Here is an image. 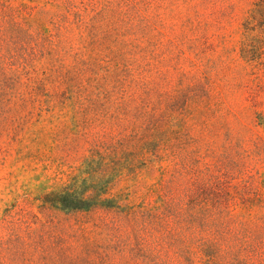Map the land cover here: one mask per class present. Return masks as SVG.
<instances>
[{
  "label": "rangeland",
  "instance_id": "rangeland-1",
  "mask_svg": "<svg viewBox=\"0 0 264 264\" xmlns=\"http://www.w3.org/2000/svg\"><path fill=\"white\" fill-rule=\"evenodd\" d=\"M255 1L150 0L126 15L48 6L32 16L44 28L6 27V67L11 54L20 63L33 50L37 66L65 65L78 81L50 97L0 98V264H178L171 244L183 236H151L144 224L145 208L160 201L151 188L183 196L216 176L257 187L237 215L261 245L256 264L264 260V34L244 30ZM78 53L94 66L78 65ZM151 116L159 155L117 160L112 151L143 134ZM89 171L128 203L127 215L43 205V194ZM231 227L234 236L243 230Z\"/></svg>",
  "mask_w": 264,
  "mask_h": 264
},
{
  "label": "trees",
  "instance_id": "trees-1",
  "mask_svg": "<svg viewBox=\"0 0 264 264\" xmlns=\"http://www.w3.org/2000/svg\"><path fill=\"white\" fill-rule=\"evenodd\" d=\"M34 5L13 4L12 0H0V42L6 27H11L15 33H25L32 27L33 22L39 23L40 28L45 24L35 19L34 13L44 14L45 8L54 6L58 11H65L66 14L84 11H94L99 15L108 13L115 15H126L131 10L150 3V0H31ZM43 4V6L41 5ZM21 20V21H20ZM246 34L259 32L264 34V0H256L253 3L244 23ZM86 55L78 53L80 59L78 65L82 67L94 66L92 56L84 59ZM0 50V98L25 100L47 96L50 97L53 90L64 89L70 82L78 81L72 77V70L63 66L49 65L48 67L37 66L35 52L25 49L22 52V61H16L15 55L11 54L13 63L6 67ZM264 59L262 58V62ZM82 72L83 69H81ZM74 80V81H73ZM80 89L82 84L79 83ZM203 105L197 100L192 101V106L197 109ZM149 127L141 135H131L124 146L115 148L112 155L121 160L130 152H135L136 160L153 159L160 153L157 149L151 148L159 134L160 122L155 116L148 121ZM95 159L90 161L94 165ZM125 168V167H124ZM94 171L87 172L83 178H76L64 187L50 191L41 196L43 205L70 212H94L106 210L109 213H121L127 215V204H119L115 196L107 195L95 184ZM250 180H242L239 184L221 176L212 177L208 183H193L185 189L183 196H175L169 190L167 193H160L151 188V192L158 193L160 201L146 207L144 210V224L150 230L151 236L154 233L171 234L177 232L183 238H178L171 244L178 255V264H256V259L263 256L261 245L251 240L253 236L244 227L243 213L247 212L248 202L257 187ZM238 223L243 229L238 231L236 236L232 235L231 225ZM211 231L210 238L206 232ZM233 238V240L231 239ZM160 240L158 245H163ZM259 264H264L261 259Z\"/></svg>",
  "mask_w": 264,
  "mask_h": 264
}]
</instances>
